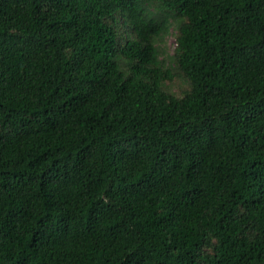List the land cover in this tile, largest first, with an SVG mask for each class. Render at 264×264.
Instances as JSON below:
<instances>
[{
  "label": "trees",
  "instance_id": "1",
  "mask_svg": "<svg viewBox=\"0 0 264 264\" xmlns=\"http://www.w3.org/2000/svg\"><path fill=\"white\" fill-rule=\"evenodd\" d=\"M0 264H264V0H0Z\"/></svg>",
  "mask_w": 264,
  "mask_h": 264
},
{
  "label": "rangeland",
  "instance_id": "2",
  "mask_svg": "<svg viewBox=\"0 0 264 264\" xmlns=\"http://www.w3.org/2000/svg\"><path fill=\"white\" fill-rule=\"evenodd\" d=\"M175 31L173 29L170 30L169 35L165 39V44L162 46V48L165 50L167 54H173L174 49L176 47L175 37H174ZM168 86L171 90V92L176 93L177 95H180L184 90L188 88V85L184 78H176L171 82H168Z\"/></svg>",
  "mask_w": 264,
  "mask_h": 264
}]
</instances>
